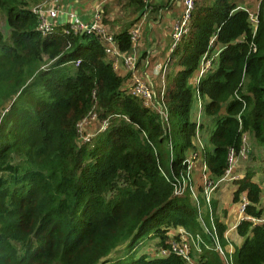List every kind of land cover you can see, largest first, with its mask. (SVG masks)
Returning <instances> with one entry per match:
<instances>
[{
	"label": "trees",
	"instance_id": "obj_1",
	"mask_svg": "<svg viewBox=\"0 0 264 264\" xmlns=\"http://www.w3.org/2000/svg\"><path fill=\"white\" fill-rule=\"evenodd\" d=\"M50 1L0 0L11 29L8 36L0 29V264H188L175 252L137 255L152 233L170 247L171 228L194 238L190 256L201 264H264L253 166L235 180L233 200L246 194L248 219L228 261L218 250L226 227L214 220L216 232L207 230L200 216L202 207L216 208L215 191L247 154L245 136L264 146V0L257 24L243 4L252 0L193 2L163 72L166 118L126 86L100 33L70 22L41 27L39 8ZM131 37L127 30L114 37L120 51L132 48ZM216 49L193 84L205 53ZM199 100L209 118L199 126L208 134L200 149L192 121ZM88 120L97 127L89 139L78 126ZM189 152L197 156L188 169ZM123 245L125 254L111 258Z\"/></svg>",
	"mask_w": 264,
	"mask_h": 264
},
{
	"label": "crops",
	"instance_id": "obj_2",
	"mask_svg": "<svg viewBox=\"0 0 264 264\" xmlns=\"http://www.w3.org/2000/svg\"><path fill=\"white\" fill-rule=\"evenodd\" d=\"M141 1L142 6L139 0H52L44 6H55L60 9L59 17L56 18L55 23H59L60 19L66 22L67 19L70 21L71 11L74 13L78 12L81 20H90L94 11L98 9L99 13L103 12L105 15L104 20H102L103 27L114 37L126 30L133 37L136 32L138 34L137 38L133 39L131 37L132 48L130 50H126V52L120 51L117 40H115L114 45L126 56L134 54L137 57L138 55L141 60V55H143V57H150L154 60V66L147 69L151 75L147 73L145 76L148 82L151 76H156L158 85L161 88L163 86V73L159 74V72L166 66L175 46L173 38L175 27L184 18L188 7L186 4L187 0H172L169 5L164 4L163 0ZM110 57L113 59V65L121 76L125 77L129 75L128 69L121 58H117L116 55H110ZM158 57L163 61L157 60ZM202 103V100L195 102L192 110V121L198 125L193 143H195L198 149H200L199 141L205 145L208 139L205 126H207L209 118L204 113ZM203 123L205 126L204 129H201L199 126L203 125ZM245 142L247 154L238 157L235 161L236 163L233 168L234 178L228 177L227 181L221 182L213 195V200L216 201V208L210 209L207 212L206 208L202 207L200 211L201 220L207 230L212 228V231L216 232L215 229L217 227L214 220H217L226 227L223 233L224 241L226 242L223 243L221 248L224 253L223 256L227 258H231L230 255L244 242L243 237L238 233V225L244 219H248L244 209L245 204L249 202L246 200L245 193H240L237 201L233 200V194L239 188V184L235 180L242 179L245 176L246 168L250 165L256 169L254 181L258 182L262 188L261 201L257 206L264 208V146L259 145L249 134L245 136ZM206 215L209 216L210 222L204 220ZM254 222H264V213L260 219ZM180 229L177 228L179 231ZM157 256L159 257L158 254L152 257Z\"/></svg>",
	"mask_w": 264,
	"mask_h": 264
},
{
	"label": "built area",
	"instance_id": "obj_3",
	"mask_svg": "<svg viewBox=\"0 0 264 264\" xmlns=\"http://www.w3.org/2000/svg\"><path fill=\"white\" fill-rule=\"evenodd\" d=\"M193 0H187L186 4L188 5V10L185 13L183 22L180 24H177L175 27V33H174V42L176 43L178 40H180V38L182 37L183 32L186 31V25L185 23L187 22L188 18L190 17L191 11L194 8L193 5ZM39 13L42 19V28L47 29L51 23H54V19L57 18L59 11L58 9L55 8V6H50V7H45L42 6L39 8ZM250 21L254 24H257V16H255L252 12L250 13ZM70 22V21H67ZM71 26L73 29H75L76 31H80L82 33H91L93 31H97L98 33H100L104 39L105 42V47H106V52L110 55H116L117 58H121L124 62V65L130 69L131 71H129L132 74V79L135 81L134 84H132L129 81V77L126 83V86L129 87V89L138 97L142 98L143 101L146 103V105H152L158 112H160L164 118H166L167 116V110L165 108V105L163 104V102L161 103V100L163 98V94H164V77H165V73L163 74V89L161 91L160 95H157L155 93V91H153V89L148 85V83L146 84L145 82H141L139 80V78H137L135 76V72H136V57L134 54H128L127 56L125 54H122V52L119 51V48H117L114 43H115V38L113 35H111L102 25V21H100V23H98V21H93L92 24H82L80 22L79 25L82 26L81 29L78 27H75L73 25L74 21L70 22ZM101 24V28H99V25ZM83 28V29H82ZM133 39L136 38V34H134V36L132 37ZM211 52L205 53V56L203 57V60L201 62V69L199 71L198 76L194 78L193 80V84L198 85L199 82V77H201L206 70H208L212 64V60H213V56L211 55ZM130 74V75H131ZM86 122V121H85ZM197 156V153H191L189 157H187L184 160V163L187 165L188 169L191 168L194 165V158ZM230 172V170L228 171V173ZM186 178H189V175H187ZM230 178H234L230 177ZM189 185L191 187V189L193 190V184L192 182L189 181ZM186 186L185 184H181L180 187L177 188L176 193L177 194H184L185 190H186ZM213 185L212 182H209L208 186H207V196H209V194L212 192L213 190ZM196 195V194H195ZM246 205V204H245ZM179 231V230H178ZM197 238H199L197 236ZM194 238H192V236H190L186 230L184 228H181L180 231L178 233L172 234L171 236H169V240L168 242H170V247L168 248H162L159 252V256H163L166 257L168 255L171 254V252H175L176 254H179L180 256L183 257V259L185 261H187L188 264H201V262L198 260L197 257H193L190 256V251H191V240L193 241ZM218 250L220 251V253H223V250L221 248V246L218 245Z\"/></svg>",
	"mask_w": 264,
	"mask_h": 264
},
{
	"label": "rangeland",
	"instance_id": "obj_4",
	"mask_svg": "<svg viewBox=\"0 0 264 264\" xmlns=\"http://www.w3.org/2000/svg\"><path fill=\"white\" fill-rule=\"evenodd\" d=\"M152 1H154V0H152ZM171 2H172V0H163V3L165 4H171ZM154 3V2H153ZM248 3H251V6L248 4ZM243 4L245 5V6H249V8L251 9V12L255 15V16H257V12H258V7H259V3H258V0H252V2H250V1H246V2H243ZM171 7H172V5H170ZM170 7V8H171ZM56 9H58V11L60 10L59 8H57V7H55ZM187 10H188V7H187ZM187 10H186V12H187ZM185 12V13H186ZM59 13H60V11H59ZM70 16H71V19H70V22H72V21H74V23H73V25L75 26V27H78V28H80L81 29V27L82 26H80L79 25V23L78 22H80V23H82V24H92V22L93 21H98V23H100V21H102V20H104V18H105V15L103 14V12H100L99 13V10L98 9H96L95 11H94V13H93V15H92V18L90 19V20H86V21H84V20H81L80 18H81V16L79 15V13L77 12V13H74L73 11H71L70 12ZM80 16V17H79ZM185 16V15H184ZM57 17H59V14H58V16ZM184 19V18H183ZM183 19L181 20V22L183 21ZM55 20L56 19H54V22H55ZM106 20V19H105ZM67 21H68V19H67ZM180 22V23H181ZM64 23H67L66 21H64ZM64 23H62V24H64ZM99 28H101V24L99 25ZM0 29L1 30H3L2 32L6 35V36H8V34H9V31L11 30L10 28H9V26H7V23L5 22V19H4V17H3V15H2V13L0 12ZM83 29V28H82ZM134 34H136V38H137V33L135 32ZM183 34H185L184 32H183ZM183 34H182V36H183ZM135 38V39H136ZM182 38V37H181ZM181 38H180V40H181ZM179 40V41H180ZM179 41H177V42H179ZM216 54H218V49H216V50H214L213 52H211V55L213 56V57H217L218 55H216ZM147 56V55H146ZM136 57V56H135ZM155 59V58H154ZM157 60H159V61H163L162 59H160L159 57L157 58ZM136 72H135V76L137 77V78H139V80L142 82H145L146 84L148 83V85L153 89V91H155V93L157 94V95H160L161 94V91H162V89H163V87H164V85L160 88V86L158 85V81H157V77L156 76H151V78H150V81L148 82V80L146 79V76H145V74H149V75H151L150 74V72L147 70V69H149V67H152V66H154L153 64H154V60H152L150 57H143V55H141V60L139 59V57H138V55H137V57H136ZM165 64V63H164ZM164 64H162V65H164ZM168 67V65H166L164 68H163V70H161V72H159V74H161V73H163V72H165L166 71V68ZM128 69V68H127ZM169 70H170V68H169ZM129 71H131L130 69H128V77H129V81L132 83V84H134L135 83V81L132 79V74L129 72ZM131 74V75H130ZM193 81V80H192ZM8 106H9V104H8ZM4 110V109H3ZM2 110V111H3ZM90 119V118H89ZM79 127H80V131H81V134L83 135V136H85V137H87V139H89V134H95L97 131V127L93 124V123H90L89 122V120L88 121H86V122H81L79 125H78ZM92 134V135H93ZM89 136V137H88ZM190 154L191 153H188V157L190 156ZM179 231L177 230V229H174V228H171L170 230H168V232H167V235H169V236H171L172 234H175V233H178ZM159 238L160 237H154L153 236V233H152V235L149 237V238H147L146 240L144 239V244H142V245H140V248H139V252H138V256L139 255H141L142 253L143 254H147V255H149L150 257H152V256H154V255H156V254H158L159 255V252H160V250L162 249L161 247H160V242H157V241H159ZM125 249H126V245H123V246H121V247H119L116 251H114L113 253H112V256H111V258L113 257V256H115V255H118L119 253H121V255H124L125 254ZM222 255H224V253H221ZM224 257V259L226 260V261H228L227 259H226V257L225 256H223ZM230 261V260H229Z\"/></svg>",
	"mask_w": 264,
	"mask_h": 264
},
{
	"label": "water",
	"instance_id": "obj_5",
	"mask_svg": "<svg viewBox=\"0 0 264 264\" xmlns=\"http://www.w3.org/2000/svg\"><path fill=\"white\" fill-rule=\"evenodd\" d=\"M64 21H65V20L60 19V20H59V23H60V24H61V23H64Z\"/></svg>",
	"mask_w": 264,
	"mask_h": 264
}]
</instances>
